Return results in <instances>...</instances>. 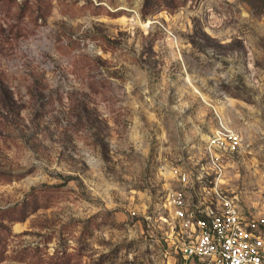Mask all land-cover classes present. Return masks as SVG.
<instances>
[{
	"label": "rangeland",
	"instance_id": "374dc122",
	"mask_svg": "<svg viewBox=\"0 0 264 264\" xmlns=\"http://www.w3.org/2000/svg\"><path fill=\"white\" fill-rule=\"evenodd\" d=\"M219 118L264 214V0H0V264H170Z\"/></svg>",
	"mask_w": 264,
	"mask_h": 264
},
{
	"label": "built area",
	"instance_id": "2783aa9c",
	"mask_svg": "<svg viewBox=\"0 0 264 264\" xmlns=\"http://www.w3.org/2000/svg\"><path fill=\"white\" fill-rule=\"evenodd\" d=\"M203 144L208 175L194 185L176 172L168 196L178 222V252L170 264H264V214L247 210L225 187L226 154L236 151L239 131L219 118Z\"/></svg>",
	"mask_w": 264,
	"mask_h": 264
}]
</instances>
